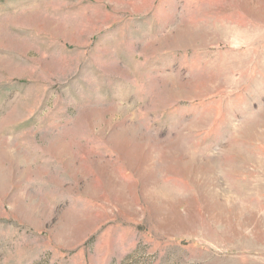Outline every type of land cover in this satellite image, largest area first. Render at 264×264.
Instances as JSON below:
<instances>
[{"label": "rangeland", "instance_id": "374dc122", "mask_svg": "<svg viewBox=\"0 0 264 264\" xmlns=\"http://www.w3.org/2000/svg\"><path fill=\"white\" fill-rule=\"evenodd\" d=\"M0 264H264V0H0Z\"/></svg>", "mask_w": 264, "mask_h": 264}]
</instances>
